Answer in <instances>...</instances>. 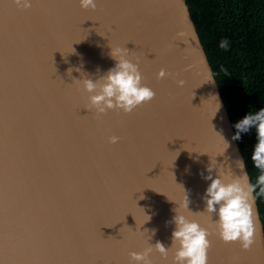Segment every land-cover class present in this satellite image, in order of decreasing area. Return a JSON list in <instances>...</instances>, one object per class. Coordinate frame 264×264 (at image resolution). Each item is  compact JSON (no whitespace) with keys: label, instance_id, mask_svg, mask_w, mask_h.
Listing matches in <instances>:
<instances>
[{"label":"water","instance_id":"obj_1","mask_svg":"<svg viewBox=\"0 0 264 264\" xmlns=\"http://www.w3.org/2000/svg\"><path fill=\"white\" fill-rule=\"evenodd\" d=\"M96 2L0 0V264H130L148 243L171 247L186 194L190 211L205 210L212 162L213 178L221 165L242 175L241 160L248 174L186 1ZM110 44L139 58L156 95L130 114L97 116L74 79L114 67ZM161 69L172 75L157 79ZM254 207L250 250L223 242L207 214L184 211L213 233L207 264H264Z\"/></svg>","mask_w":264,"mask_h":264},{"label":"clouds","instance_id":"obj_2","mask_svg":"<svg viewBox=\"0 0 264 264\" xmlns=\"http://www.w3.org/2000/svg\"><path fill=\"white\" fill-rule=\"evenodd\" d=\"M14 3L20 9L31 7V0H14ZM79 4L85 10L89 8L95 10L97 7L96 0H79ZM178 36L183 37L184 33H178ZM228 46L227 40L219 42V47L223 50H227ZM110 48L109 55L116 63L106 74L95 81L88 77L74 79V83L88 93L87 109L95 110L97 116L108 111L130 114L143 104L151 102L156 95L154 90L143 83L144 77L140 70L139 58L135 60L130 58L131 51L127 47L110 44ZM69 74L71 75V70ZM166 75L172 74L161 69L157 79H162ZM184 83V80H177L178 86L182 87ZM253 126L257 128L258 144L255 146L252 160L255 168L260 170L256 184L253 185L249 175L243 171L245 166L242 160L238 161L242 175L237 176L230 167L225 170L221 165L216 178L211 175L216 168L212 162L207 168L209 175L203 177L211 181L204 196L205 210L199 213L190 211V201L186 194L183 200L177 203L178 207L175 209L176 215L172 222L176 227L172 232L171 247L168 248L159 241L155 245L148 243L143 251L129 253L130 264H153L151 259L153 252L159 253L165 261L171 253V264H207L208 250L211 247L208 237L213 233L198 221L189 219L184 211H188L190 215L207 214L214 225L215 235L223 242H239L243 250L251 249L257 231L254 207L256 196L253 193H256V188L259 187L256 195L264 196V109L247 115L237 123L235 127L238 132L234 139H240V133L248 132ZM119 139L117 136H111L109 142L115 144ZM201 175L203 176V173ZM213 214L218 217L215 221L212 219ZM148 218L151 219L150 216ZM137 231L142 234L147 233V230L141 232L140 228ZM147 239L149 241L151 236L148 235Z\"/></svg>","mask_w":264,"mask_h":264},{"label":"trees","instance_id":"obj_3","mask_svg":"<svg viewBox=\"0 0 264 264\" xmlns=\"http://www.w3.org/2000/svg\"><path fill=\"white\" fill-rule=\"evenodd\" d=\"M185 1L236 136L237 123L264 109V0ZM221 40L228 41L227 50ZM257 136L253 126L236 139L253 185L260 175L252 160ZM256 193L264 231V196Z\"/></svg>","mask_w":264,"mask_h":264}]
</instances>
